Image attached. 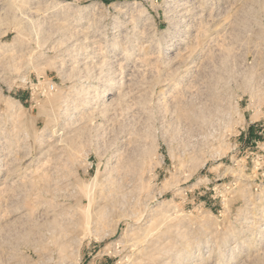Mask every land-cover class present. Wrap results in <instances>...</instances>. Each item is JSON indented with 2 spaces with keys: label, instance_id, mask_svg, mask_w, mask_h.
Instances as JSON below:
<instances>
[{
  "label": "rangeland",
  "instance_id": "rangeland-1",
  "mask_svg": "<svg viewBox=\"0 0 264 264\" xmlns=\"http://www.w3.org/2000/svg\"><path fill=\"white\" fill-rule=\"evenodd\" d=\"M0 264H264V0H0Z\"/></svg>",
  "mask_w": 264,
  "mask_h": 264
},
{
  "label": "built area",
  "instance_id": "built-area-1",
  "mask_svg": "<svg viewBox=\"0 0 264 264\" xmlns=\"http://www.w3.org/2000/svg\"><path fill=\"white\" fill-rule=\"evenodd\" d=\"M49 88H50V89H54V85L51 84V85L49 86Z\"/></svg>",
  "mask_w": 264,
  "mask_h": 264
},
{
  "label": "bare ground",
  "instance_id": "bare-ground-1",
  "mask_svg": "<svg viewBox=\"0 0 264 264\" xmlns=\"http://www.w3.org/2000/svg\"><path fill=\"white\" fill-rule=\"evenodd\" d=\"M161 232V231H160ZM150 245V244H149ZM152 246H154V245H152Z\"/></svg>",
  "mask_w": 264,
  "mask_h": 264
}]
</instances>
